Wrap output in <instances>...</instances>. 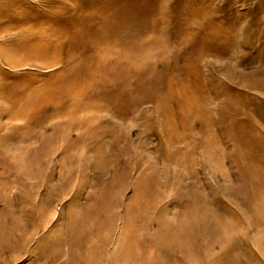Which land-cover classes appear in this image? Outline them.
Listing matches in <instances>:
<instances>
[{
	"label": "rangeland",
	"instance_id": "rangeland-1",
	"mask_svg": "<svg viewBox=\"0 0 264 264\" xmlns=\"http://www.w3.org/2000/svg\"><path fill=\"white\" fill-rule=\"evenodd\" d=\"M0 264H264V0H0Z\"/></svg>",
	"mask_w": 264,
	"mask_h": 264
}]
</instances>
